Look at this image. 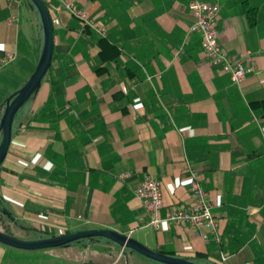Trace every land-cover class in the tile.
<instances>
[{
    "label": "crops",
    "instance_id": "0c3cea01",
    "mask_svg": "<svg viewBox=\"0 0 264 264\" xmlns=\"http://www.w3.org/2000/svg\"><path fill=\"white\" fill-rule=\"evenodd\" d=\"M44 1L55 29L51 69L18 116L0 168V208L21 226L14 234L110 229L202 264H264V0H201L220 6L223 50L252 58L255 72L240 86L209 64L201 35L190 32L191 0L79 2L106 36L61 0ZM23 42L31 73L19 70ZM42 47L29 0H0V60L16 55L0 70V107L34 73ZM147 176L162 184V218L191 204L195 176L222 243L186 224L152 226L136 197ZM0 264L157 263L101 240L40 251L0 243Z\"/></svg>",
    "mask_w": 264,
    "mask_h": 264
},
{
    "label": "built area",
    "instance_id": "2783aa9c",
    "mask_svg": "<svg viewBox=\"0 0 264 264\" xmlns=\"http://www.w3.org/2000/svg\"><path fill=\"white\" fill-rule=\"evenodd\" d=\"M66 11L78 19L84 28H90L99 36H106V27L99 21L88 16L77 4L87 0H61ZM189 11L195 18L190 28L191 33L201 35L202 50L214 67H219L221 72L229 75L231 80L240 86L245 78L255 72L252 58L245 53L242 56H234L226 53L219 42V18L220 6L210 4L201 0H191ZM16 59L15 54L8 53L0 60V70L12 64ZM128 175L121 176L122 179ZM190 192L192 202L188 206H179L167 212L164 218L160 217L164 209L162 184L150 176L139 184L136 190V197L146 213L151 217V225L159 228L162 223L174 224L176 226L189 225L197 236L206 241L222 243V235L219 225L212 212V205L209 201V194L202 183L195 177H191ZM226 258L223 257V261Z\"/></svg>",
    "mask_w": 264,
    "mask_h": 264
},
{
    "label": "water",
    "instance_id": "95a60500",
    "mask_svg": "<svg viewBox=\"0 0 264 264\" xmlns=\"http://www.w3.org/2000/svg\"><path fill=\"white\" fill-rule=\"evenodd\" d=\"M29 6L39 16L43 33V47L34 73L0 107V168L9 152L17 118L36 99L51 69L54 56V21L46 3L44 0H29ZM4 215L8 216L10 222L4 220ZM13 226L21 228L20 224L14 220L7 209L0 208V243L19 250L40 251L66 248L85 241L93 243L107 240L122 249L130 250L157 264H202L197 259L177 257L158 252L131 236L115 230L92 229L60 236L24 239L14 234L12 231Z\"/></svg>",
    "mask_w": 264,
    "mask_h": 264
},
{
    "label": "rangeland",
    "instance_id": "374dc122",
    "mask_svg": "<svg viewBox=\"0 0 264 264\" xmlns=\"http://www.w3.org/2000/svg\"><path fill=\"white\" fill-rule=\"evenodd\" d=\"M21 49H22V56H21L22 61L19 65V67H20L19 70L22 72H27V70L29 68L28 71H30V73H31L33 71V64L31 62L32 60H30V57L32 56L31 55V48L29 47L27 42H23L21 45ZM28 60H30V61H28Z\"/></svg>",
    "mask_w": 264,
    "mask_h": 264
},
{
    "label": "trees",
    "instance_id": "16d2710c",
    "mask_svg": "<svg viewBox=\"0 0 264 264\" xmlns=\"http://www.w3.org/2000/svg\"><path fill=\"white\" fill-rule=\"evenodd\" d=\"M46 6H47V4H46Z\"/></svg>",
    "mask_w": 264,
    "mask_h": 264
}]
</instances>
